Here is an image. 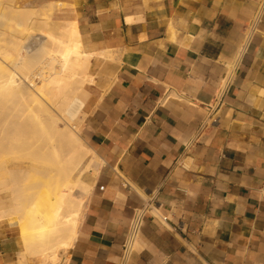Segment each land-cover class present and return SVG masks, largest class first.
<instances>
[{
  "label": "crops",
  "instance_id": "0c3cea01",
  "mask_svg": "<svg viewBox=\"0 0 264 264\" xmlns=\"http://www.w3.org/2000/svg\"><path fill=\"white\" fill-rule=\"evenodd\" d=\"M61 3L90 55L81 136L98 159L66 264H264V14L260 0H24ZM236 66L215 126L209 106ZM0 231V264L24 255Z\"/></svg>",
  "mask_w": 264,
  "mask_h": 264
},
{
  "label": "bare ground",
  "instance_id": "6f19581e",
  "mask_svg": "<svg viewBox=\"0 0 264 264\" xmlns=\"http://www.w3.org/2000/svg\"><path fill=\"white\" fill-rule=\"evenodd\" d=\"M62 7L0 0V231L39 264H66L98 164L81 136L90 55Z\"/></svg>",
  "mask_w": 264,
  "mask_h": 264
},
{
  "label": "built area",
  "instance_id": "2783aa9c",
  "mask_svg": "<svg viewBox=\"0 0 264 264\" xmlns=\"http://www.w3.org/2000/svg\"><path fill=\"white\" fill-rule=\"evenodd\" d=\"M264 14V0H260L259 7L256 16L246 27V37L245 43L242 46L241 54L245 53L248 44L253 40L254 36L257 34L259 24L262 21ZM236 72V66L230 65L227 70L222 83L220 84L217 92L214 96L212 104L209 106V114L207 119V126H215L219 119V112L224 106L225 100L228 97L230 90L234 84V73ZM146 214V208L135 210L133 217L131 219L127 238L124 242L122 249L121 264H126L131 258L135 245L138 241L139 234L141 232L144 218Z\"/></svg>",
  "mask_w": 264,
  "mask_h": 264
},
{
  "label": "rangeland",
  "instance_id": "374dc122",
  "mask_svg": "<svg viewBox=\"0 0 264 264\" xmlns=\"http://www.w3.org/2000/svg\"><path fill=\"white\" fill-rule=\"evenodd\" d=\"M5 2H7V3H11L12 2L17 7H21L23 5L29 4V2L27 3L24 0H5ZM0 10H1V8H0ZM36 43H37V41H35V40L32 41V44H33L32 48H35ZM0 152H2V153L6 152L5 146H3V145L1 146V142H0ZM8 159H9V161H14L15 160L14 157H11V158H8ZM25 161H29V159H26Z\"/></svg>",
  "mask_w": 264,
  "mask_h": 264
}]
</instances>
